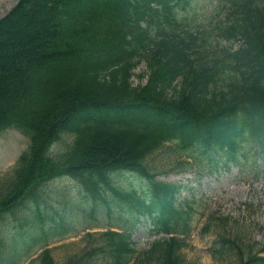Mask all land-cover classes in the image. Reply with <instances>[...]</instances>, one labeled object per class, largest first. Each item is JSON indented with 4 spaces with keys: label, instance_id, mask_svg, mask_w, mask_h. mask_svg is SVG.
I'll return each instance as SVG.
<instances>
[{
    "label": "trees",
    "instance_id": "16d2710c",
    "mask_svg": "<svg viewBox=\"0 0 264 264\" xmlns=\"http://www.w3.org/2000/svg\"><path fill=\"white\" fill-rule=\"evenodd\" d=\"M151 1L18 0L0 19V132L17 127L31 134L0 199L1 210L22 196L31 198L23 203L26 216H14L16 245L28 249L36 237L65 231L69 209L54 219L39 211L41 185L58 173L80 178L79 190L94 184L88 193L95 203L106 197L134 208V192L104 184L113 171L122 173L117 169L133 171L149 181V196L163 199L174 212V187L153 180L145 163L164 143L173 144L174 152L193 146L206 154L215 150L227 160L237 158L248 131L264 143L259 7L249 9L233 28L252 48L237 57H217L180 27L175 12L188 0H155L160 8ZM141 61L149 78L137 87L130 78ZM62 138L64 151L46 154ZM46 220L52 231L45 228ZM96 235L95 244L86 235L87 251L66 256L63 264H182L174 239L156 242L133 262L126 235ZM1 237L0 252L12 249ZM38 260L56 264L51 250ZM8 261L0 257V264Z\"/></svg>",
    "mask_w": 264,
    "mask_h": 264
},
{
    "label": "rangeland",
    "instance_id": "374dc122",
    "mask_svg": "<svg viewBox=\"0 0 264 264\" xmlns=\"http://www.w3.org/2000/svg\"><path fill=\"white\" fill-rule=\"evenodd\" d=\"M15 2L16 0H0V17L7 13ZM215 7L216 0H213V2L203 0L198 6V13L203 19L208 17ZM23 25L27 24L21 23L19 26L23 27ZM146 73V67L143 63L140 64L133 71L132 82L135 85H143L146 82ZM140 75H144V77H139ZM27 144L28 136L21 130L8 129L0 134V177L7 173L8 169L13 165L17 156ZM154 161H160L163 164V170L167 169L172 162L162 151L156 154ZM253 170L254 169H249V171L245 170L238 175L237 170H234L231 174H222L221 176L215 174L212 176H203L199 179H197L198 176L195 174L178 175L174 177H163L159 175V179L175 183L178 182L179 179L181 182L188 183L189 186H192L193 190L191 191V194L196 200L194 207L195 212L197 214L199 213L198 216L195 217L194 223L204 208L208 207L206 201L210 198L213 200L211 202V207L205 213V215H207V220L202 221L194 234L191 235L189 248L183 253V257L187 261L196 262V264H220L217 260H209L207 255L202 251L204 249L202 245L210 243L212 237L210 236L205 239H200L196 234L198 233L199 228L207 221H209L211 229L214 232V228L220 223V220L227 215L231 219V226L238 232L242 233L241 236L254 244L256 248L260 243L264 242V178L254 179L256 182L251 189H248L250 186L244 182ZM262 174H264V171ZM124 181L132 182L131 179H124ZM66 194L67 190L65 189H61V195L54 192L48 193V207L50 208L55 202L60 205L63 201L68 202L69 200L65 197ZM186 196L190 197V194H186ZM204 204L205 207L202 209ZM45 214L49 215V212H46ZM140 228L133 233L131 237L136 250H142L146 246V229ZM58 239L59 237H54V240L51 241L54 243L50 246V248H54L52 250V255H54L57 261H60L62 257L66 255L78 253L82 249L83 245L79 243L80 235L74 238L72 234H68V236L61 241ZM37 254L38 252H36L31 258L24 260L23 262L21 261V264H39L37 261L32 262ZM12 256H14V254H12ZM221 258L222 260L220 261L222 264H234L232 261V253ZM18 262L19 257H15L12 260V264H18Z\"/></svg>",
    "mask_w": 264,
    "mask_h": 264
}]
</instances>
